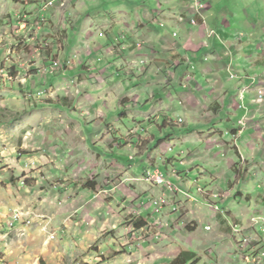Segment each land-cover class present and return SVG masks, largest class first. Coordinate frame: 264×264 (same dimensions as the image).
<instances>
[{
	"label": "rangeland",
	"instance_id": "374dc122",
	"mask_svg": "<svg viewBox=\"0 0 264 264\" xmlns=\"http://www.w3.org/2000/svg\"><path fill=\"white\" fill-rule=\"evenodd\" d=\"M81 1L85 3L83 9L96 16L94 23L97 22V26L108 29L109 25H106L111 19H102L103 13H113V20L121 22L117 24L114 42L122 36L119 26L125 20L117 13L132 15L130 19L135 22L136 15L145 17L147 10L158 15L163 11L173 12L177 16L187 14L188 10L185 0ZM81 1L0 0V264H106L110 261L113 264H167L185 251L199 254L195 264H227L228 260H235L237 247L240 250L243 242L253 240L239 231L234 232L238 237L234 238L235 226L231 228L225 215L226 208L235 213L247 203L246 194L237 201L239 194L235 183L238 173L247 178L245 159L237 158L233 152L220 160L226 169L214 167L212 162L211 166L203 164L199 157L204 159L208 151L222 150L217 145H208L207 141L191 137L179 142L181 137L194 135L203 127V123L195 122L179 110L163 113L169 116V121L165 115H161L162 121H159V116L154 114L142 124L139 122L144 120L139 114L133 121L127 120L131 111H149L150 114L151 107H145L149 101L147 97L162 91L163 85L156 84L160 77L155 75L154 81H147L139 69L130 68L131 65H144L140 60L123 61L119 64L121 68L117 66L120 69L117 74L109 69L110 65L103 67L105 73H100V66L107 65V57H112L109 49L104 50L105 45L112 47L113 42L94 34L96 26L88 31V37L94 39L90 42H93L91 50H95L89 60L96 61L97 74L106 79L101 80L94 71L84 78L76 77L80 54L91 52L86 49L87 42L81 43L87 35L83 34L84 27L81 22L78 25L75 14L82 13L79 10L82 9ZM192 2L193 9L205 11L204 31L210 35L205 40L208 47L217 50L221 56L223 47L217 42L216 48L215 40L224 39V46L238 51L235 56L251 60L242 70L248 69L251 78L263 75L264 0ZM193 20L194 26L167 23L169 27L158 29L167 39L183 40L190 35L189 30L197 33L202 28L196 18ZM125 37H128L126 33L123 39ZM249 48L253 49L251 53ZM97 51H102L105 57L100 63ZM203 55L201 52L197 56ZM119 60L123 59L114 61ZM57 62L59 66L53 72ZM199 62L206 63L204 58ZM139 74L141 77L138 78ZM230 81L233 88L240 84L238 80ZM156 96L151 102L157 105L164 96L162 93ZM126 105L129 108L126 109ZM128 109L130 112L126 113ZM180 118L184 124L178 122ZM164 119L170 124L162 130ZM214 126L204 125V128ZM23 153L31 155L24 156ZM190 155L194 164L182 167L180 162ZM167 161L174 164V169L171 167L167 171L170 165L165 164ZM154 164L157 165L154 167ZM198 167L210 172L218 170L219 176H229L215 185L212 176L207 177L203 170L200 178ZM249 167L252 168V164ZM154 170L164 175L163 186L148 181L147 174ZM174 170L189 173L187 182L182 183L173 176ZM220 179L223 177L216 178ZM231 183L236 189L230 192ZM141 184L150 189L161 187L162 191L180 194L181 198H194V204H199L200 208L183 207L177 198L170 203L169 196L166 200L155 195L159 199L154 200L157 198L149 196ZM167 184H172V188L164 187ZM201 189L204 192H200ZM145 196L154 202H162L167 210L165 220L171 224L161 222L159 218L164 209L156 215L155 207L154 217L148 224L152 210L146 209L152 205L146 202L148 206L144 205L141 199H146ZM259 197L262 199L263 196ZM213 202L220 208H215L217 212L211 205ZM176 207L180 210L174 211ZM248 212L246 222L251 223L253 229L264 223L254 222V218H264L263 215L256 214L253 209ZM189 214L194 219H201L198 220L200 226L191 222ZM15 215L17 221L22 220L18 222L21 226L13 221ZM140 219L147 222L141 233L136 229ZM216 223L217 228L212 226V231H205L206 227ZM101 225L108 229L104 230ZM72 227L74 231H71ZM197 228L208 236H197ZM237 229L244 232L243 227ZM197 231L202 233L200 229ZM83 235L89 236L82 239ZM199 240L201 242H197ZM110 250L112 253L108 255Z\"/></svg>",
	"mask_w": 264,
	"mask_h": 264
},
{
	"label": "crops",
	"instance_id": "0c3cea01",
	"mask_svg": "<svg viewBox=\"0 0 264 264\" xmlns=\"http://www.w3.org/2000/svg\"><path fill=\"white\" fill-rule=\"evenodd\" d=\"M73 1L79 2V0ZM192 1L193 0L184 1L185 6L187 7H185V9L188 10L187 14H181V16L174 15L173 12L167 13L164 11L158 15V13H155L154 11L147 10L144 14L145 17L136 15L135 22H133L130 19L132 15L117 13L119 16H123L122 18H125V20L123 21V24L119 26L122 36L116 38L115 42L113 40V37L117 33V24L121 22L113 20V13H103L101 15L103 16L102 19H111V21H108L110 22V24H107L106 26L111 25L112 28L108 26V29L107 27L106 29H104L105 27L97 26V22L94 23V19L96 16L89 13L88 10H84L83 7H85V3L81 1L80 5L82 9L79 8V10H82V13L80 11L77 13L75 12V14L78 16V25L81 22L82 26L84 27L83 34L87 35L86 37L82 38L81 43L82 41L87 42L86 44L88 47H86V49L91 52L88 55L86 54V52L82 55L80 54L79 65L77 66V69H75L78 70L76 77L84 78L86 74L88 75L90 72L94 71L93 74H97V72H99L98 67H95L96 61L90 62L89 60L91 55L94 56L95 50L93 48L91 50V44L93 42H90L94 39L88 37V31L93 29V27L95 28V26L96 29L93 30L94 32L92 31L94 34L104 36L109 39V41L113 42L112 47L110 46L112 51H110V47L108 48V45H105L104 50L109 49V55H112V57H107V60H109V63L107 65H99L101 67L100 73H105L106 70H103V67H108V65H110L109 69L111 68L112 70H115V73L117 74L120 70L119 68H121V65L119 64L123 63V61L125 60L128 62H138L140 60L141 63H144V65H131L130 68H134L135 66L136 69H139L140 74L142 73L143 75H146L145 78L147 79V81H150L151 79L152 81H154L155 75L157 77H160V79L158 78L159 80H156V84L163 85V88L162 91L154 92L153 96L150 94L148 95L147 98L149 99V101H146L145 107H151L152 112L150 114L149 111L140 112L135 110L131 111L128 118L126 119L133 121L134 116L139 114L140 117H142L144 120L142 122H139L142 124L143 122L149 120V118H151V115L154 114L153 116L158 115V119H160L159 121H162L161 115H165L163 113L172 114L177 113L179 110L187 113V115H190L195 122L203 123L202 129L196 130L197 132L194 135L181 137L179 139V142H184L187 138L191 137L197 139V141L198 139L201 141H207L208 145H217L218 148L222 150L221 152L215 150L208 151V155H206L204 159L199 157L198 159L203 160V164L205 162L206 165L211 166L212 162V166H218L219 169H226V165L224 164V162L220 161L221 159H224L225 157L227 158V156H229L230 154L233 155V152H235L237 158H244L245 162L248 165L247 178L242 177V175L238 173L235 176V178H237L235 183L238 185L237 189L239 196L237 197V201H239L240 198L244 197V195L246 194L247 203L241 206L239 212L234 211L235 213H232V211H230V208H226V220L229 221L232 229L235 226V229L232 231L234 238L237 237V234H235V230L237 229V227H243L244 232L239 231L240 233H244L245 235H248L253 239H255L256 237H260L264 240V223H260L257 227H255L256 229H253L254 227H252L251 223L246 222V217L249 213V209H253L256 214H261L264 216V191L262 190V188L264 189V74L251 78L248 69L242 70L243 67L247 66L246 64L251 63V60H241L240 58H238V56H235L238 51L234 48L230 49L227 48V46H224L222 43L224 39L215 40L216 48L218 44L217 42H220L221 47H223V53L221 52V56L217 50H214V48H212L211 46L208 47V44L205 40L208 39L210 35L207 36L204 31L206 25L205 11H203L204 9H202L201 11L193 9ZM190 3L192 6L190 5ZM194 18H196L197 22L202 28L197 31V33L189 30L188 33L190 35L183 40L167 39L158 29L160 27H169V24L167 23H170L172 25H176L177 23L192 25V21ZM102 22L107 23L106 20H102ZM26 27L27 26L24 25V28ZM97 27H99V29H97ZM103 30H105L106 32L108 31L110 34H112V38L110 37V35H107V33L104 34ZM124 33L128 35V37H125V39H123ZM176 37L177 35L174 34V38ZM203 50H207L208 52H204ZM251 50L250 48L248 49L250 53ZM101 52L102 51L96 52L97 56L100 55L98 61L99 63L102 62L103 58H105ZM201 52H203L204 57L198 58L197 55H200ZM202 58H204L206 61L204 65L199 62V60ZM115 59L123 60H119L120 62H117L114 61ZM140 65L142 67H140ZM117 66H119V68ZM124 66L128 67V65ZM140 74L139 76H137L138 78L141 77ZM97 75L101 80L106 79V77H102L100 74ZM230 80H238L240 83L239 86L233 88L231 86ZM260 91L263 92L262 95H260ZM161 93L164 96L163 98H161V102L159 101L157 105L154 102H151V99L156 100V95H161ZM136 102L138 101L136 100ZM170 103L176 104V106H172ZM127 108H129V105H126V109ZM129 112L130 111L128 109L126 113ZM147 113L149 114L148 117L145 116L147 115ZM223 115H225V118H223ZM168 117L169 116L167 115L164 116V118L168 119L169 121ZM166 119L163 120L165 122V126L162 130L167 129L168 125L170 124L169 122H166ZM180 121H183V123L181 124H184V120L182 118L178 120V122ZM204 125L215 126L211 129H205ZM174 126L176 127L177 125L174 124ZM228 138H232V141L229 142ZM243 141H246V143L241 144L240 142L243 143ZM237 144H239L241 150L239 149ZM224 151L226 152V154H222V152ZM242 153L246 154V156L242 155ZM103 159L104 157H102L101 161L104 163ZM193 159V156L190 155L186 159L181 161L180 165L182 167L192 165L194 164ZM196 160L197 159L195 158V161ZM168 163H170V165ZM162 164L164 165V163ZM165 164L169 165H167L169 167L167 171H169V169L174 166L171 161H167L165 162ZM249 164H252V168L249 167ZM155 165L157 164H154V167ZM201 168L202 167L197 168V172L200 178L202 177V174L200 175V172L204 171L205 174H207V177L209 176V174L210 176H212L211 178L213 179L211 181L215 185L221 184L220 182L224 181L226 176H229H219L220 172L218 170L210 172L209 170ZM172 174H174L173 176H175L182 183H186V179H188L189 173H180L174 170ZM98 176L99 175H96V177ZM222 177L223 179L216 180V178ZM141 187L144 188V191L149 192V196L152 195L156 197L155 195H158L160 199L164 198L166 200H168L167 197L169 196L170 201L168 202L170 203H173L175 201V198H177L178 201L183 204V207L184 205H186L185 207L193 206L195 209L196 207H199V204H194L196 202L194 198H188L187 196L185 198H181L180 194L176 196L175 194L170 192L166 193L165 191H162L163 189L161 187L153 186L155 188L150 189L151 187H146L145 184H141ZM229 187L230 192L236 189L234 183L229 184ZM259 196H263L262 199ZM156 198L157 199L154 200L159 199L158 197ZM187 199L190 200L189 203ZM143 200L144 203H149L148 205H150V201H154L148 198L141 199V201ZM142 205L143 204H141L140 206ZM148 205H146V207ZM146 210H152L151 215L150 213L148 215V224H150V221L154 217V208L153 206L151 208L147 207ZM217 211L218 210H216V212ZM165 214H167V210L164 209L159 219L164 224H171L170 221L165 220ZM189 215L191 216L192 214ZM173 218L174 221L177 220V217L174 216ZM231 219L234 220L232 221ZM198 220L192 217L191 222H194L195 224L200 226ZM176 222L177 221H175V223ZM7 224L5 225L7 226ZM157 225L159 227L162 226L160 224ZM18 226H21V224L18 223ZM101 226L102 228H104V230L108 229V227L106 226ZM172 226L177 228L174 223H172ZM212 226L217 228V223L210 226V231L214 229V227ZM194 227L196 226L194 225ZM199 229L202 232L201 234H199L197 231ZM197 230L195 231V233H197V236H208L201 230V228H197ZM71 231H74L73 227ZM205 231L207 230L205 229ZM68 233H70V231ZM222 235L226 237L227 234ZM87 236L89 235H83L82 239ZM197 242L201 241L199 240ZM75 244L76 247H78V243L76 242ZM233 248L235 247L233 246ZM115 252H118V249H116ZM110 253H112L111 250L108 251V255ZM235 253L236 259L231 261L228 260L227 264H252L254 256L257 253L255 252V242L253 241L247 249L239 250L237 247V251ZM180 254L181 252L176 256L174 255L175 258L167 264H172V262ZM102 256H104L106 260H108V257L106 255L102 254ZM197 256H199L198 253ZM197 256L196 259H199ZM126 258L129 259L127 256ZM127 259H125V261ZM102 261H104V259H102ZM111 262L112 261L106 262V264H113Z\"/></svg>",
	"mask_w": 264,
	"mask_h": 264
},
{
	"label": "built area",
	"instance_id": "2783aa9c",
	"mask_svg": "<svg viewBox=\"0 0 264 264\" xmlns=\"http://www.w3.org/2000/svg\"><path fill=\"white\" fill-rule=\"evenodd\" d=\"M192 24L194 25L195 24V21L193 20L192 21ZM59 66V63H55L54 64V68L52 69V71L54 72ZM262 91H260V95H262ZM147 177H148V181L149 182H154L157 186H163L165 184V180H164V175L163 174H160L158 170H154L153 173L152 172H149L147 174ZM172 184H167V186H164L168 189H171L172 188ZM262 190L264 191V189L262 188ZM200 192H204L202 189ZM211 197L212 194H211ZM216 199V198H215ZM212 200V199H211ZM145 205V203H144ZM150 205H152L153 207H155V212H156V215L157 214H160L161 211L164 209V206L162 204L161 201H158V202H154V201H150ZM214 208H219L218 206H216L215 204H211ZM182 207V206H180ZM220 209V208H219ZM180 209L178 207L174 208V211H179ZM16 223L18 222H21V221H17L16 219V215L15 217L13 218ZM258 221H264V218L263 217H258V218H254V222H257ZM145 229H142V230H138V232H143ZM206 230L207 231H210L211 230V227H206ZM235 231H240L239 229H236ZM255 242V252H257L254 256V259H253V262L252 264H264V240L263 239H257V237L249 242H243L242 243V248L241 249H247L249 248L250 244L252 242Z\"/></svg>",
	"mask_w": 264,
	"mask_h": 264
},
{
	"label": "trees",
	"instance_id": "16d2710c",
	"mask_svg": "<svg viewBox=\"0 0 264 264\" xmlns=\"http://www.w3.org/2000/svg\"><path fill=\"white\" fill-rule=\"evenodd\" d=\"M24 156H30V153H23ZM147 227V222L142 221L141 219L137 221L136 223V229L142 230ZM196 254L190 253V252H182L173 262L172 264H195L196 260Z\"/></svg>",
	"mask_w": 264,
	"mask_h": 264
},
{
	"label": "bare ground",
	"instance_id": "6f19581e",
	"mask_svg": "<svg viewBox=\"0 0 264 264\" xmlns=\"http://www.w3.org/2000/svg\"><path fill=\"white\" fill-rule=\"evenodd\" d=\"M215 198H217V197H215Z\"/></svg>",
	"mask_w": 264,
	"mask_h": 264
}]
</instances>
